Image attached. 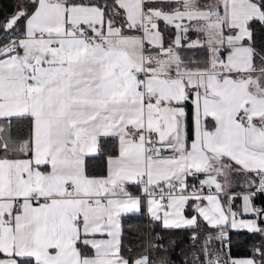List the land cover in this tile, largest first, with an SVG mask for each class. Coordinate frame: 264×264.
<instances>
[{
    "label": "snow or ice",
    "instance_id": "1",
    "mask_svg": "<svg viewBox=\"0 0 264 264\" xmlns=\"http://www.w3.org/2000/svg\"><path fill=\"white\" fill-rule=\"evenodd\" d=\"M261 197L264 0H23L0 22V264H264ZM142 209L188 233L178 261L154 229L125 244Z\"/></svg>",
    "mask_w": 264,
    "mask_h": 264
},
{
    "label": "trees",
    "instance_id": "2",
    "mask_svg": "<svg viewBox=\"0 0 264 264\" xmlns=\"http://www.w3.org/2000/svg\"><path fill=\"white\" fill-rule=\"evenodd\" d=\"M260 199H264V197H261ZM257 202L259 204L260 200L258 199ZM124 223L126 227L128 225L133 226V231L131 233H125V244H128L130 241H133V246H135L140 242L138 239L139 236L147 237L149 232L154 229V231H152V235H162L164 237L163 243L165 245H170L172 240H175L177 242L175 247V255L173 256V259L176 261H178L180 258L181 250L184 249L189 243V241L185 239L188 233L181 231H166L162 229L159 223H150L144 209H142L141 213L138 215H130L126 217ZM136 226H139V231L136 230ZM231 239V254L233 256H250L251 252L249 249L251 245L254 242L259 241L260 237L249 235L246 232H240L239 234H237L236 232H232Z\"/></svg>",
    "mask_w": 264,
    "mask_h": 264
},
{
    "label": "water",
    "instance_id": "3",
    "mask_svg": "<svg viewBox=\"0 0 264 264\" xmlns=\"http://www.w3.org/2000/svg\"><path fill=\"white\" fill-rule=\"evenodd\" d=\"M17 0H0V22L13 13Z\"/></svg>",
    "mask_w": 264,
    "mask_h": 264
},
{
    "label": "rangeland",
    "instance_id": "4",
    "mask_svg": "<svg viewBox=\"0 0 264 264\" xmlns=\"http://www.w3.org/2000/svg\"><path fill=\"white\" fill-rule=\"evenodd\" d=\"M20 2L22 3L23 0H21V1H20V0H17V5L15 6L14 12L17 11ZM14 12H13V13H14ZM13 13H12V14H13ZM7 19H8V16H6V17L3 19L2 22L6 21ZM232 256H233V255H232ZM233 257H236V258H243V256H233Z\"/></svg>",
    "mask_w": 264,
    "mask_h": 264
},
{
    "label": "crops",
    "instance_id": "5",
    "mask_svg": "<svg viewBox=\"0 0 264 264\" xmlns=\"http://www.w3.org/2000/svg\"><path fill=\"white\" fill-rule=\"evenodd\" d=\"M21 1V0H20ZM21 4V2L19 3V5ZM17 5V4H16ZM14 12V11H13ZM12 15V14H11ZM11 15H9L8 16V18L11 16ZM133 192H135V189L134 188H132L131 189ZM145 212H146V210H145ZM239 256H243V257H247L248 255H239Z\"/></svg>",
    "mask_w": 264,
    "mask_h": 264
},
{
    "label": "built area",
    "instance_id": "6",
    "mask_svg": "<svg viewBox=\"0 0 264 264\" xmlns=\"http://www.w3.org/2000/svg\"><path fill=\"white\" fill-rule=\"evenodd\" d=\"M257 204H258V202H257Z\"/></svg>",
    "mask_w": 264,
    "mask_h": 264
}]
</instances>
